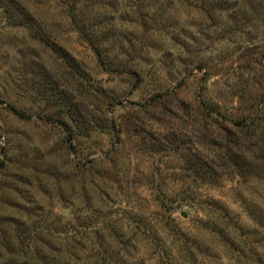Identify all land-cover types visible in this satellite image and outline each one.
<instances>
[{
	"label": "rangeland",
	"instance_id": "1",
	"mask_svg": "<svg viewBox=\"0 0 264 264\" xmlns=\"http://www.w3.org/2000/svg\"><path fill=\"white\" fill-rule=\"evenodd\" d=\"M0 264H264V0H0Z\"/></svg>",
	"mask_w": 264,
	"mask_h": 264
},
{
	"label": "trees",
	"instance_id": "2",
	"mask_svg": "<svg viewBox=\"0 0 264 264\" xmlns=\"http://www.w3.org/2000/svg\"><path fill=\"white\" fill-rule=\"evenodd\" d=\"M92 48H93V50H94L95 53H96V56H97V58H98L99 63L103 65V59L101 58V54H100L98 48L95 47V45H93V44H92ZM19 115H20V114H19Z\"/></svg>",
	"mask_w": 264,
	"mask_h": 264
}]
</instances>
